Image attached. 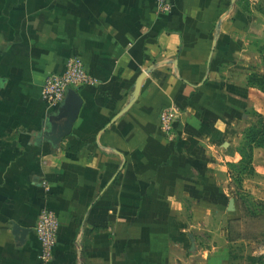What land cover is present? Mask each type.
<instances>
[{
	"label": "crops",
	"instance_id": "0c3cea01",
	"mask_svg": "<svg viewBox=\"0 0 264 264\" xmlns=\"http://www.w3.org/2000/svg\"><path fill=\"white\" fill-rule=\"evenodd\" d=\"M258 2L174 0L160 14L155 0H0V264L226 263L232 140L245 111H264L248 85ZM73 55L89 83L53 141L62 107L40 93ZM42 210L58 223L47 263Z\"/></svg>",
	"mask_w": 264,
	"mask_h": 264
},
{
	"label": "rangeland",
	"instance_id": "374dc122",
	"mask_svg": "<svg viewBox=\"0 0 264 264\" xmlns=\"http://www.w3.org/2000/svg\"><path fill=\"white\" fill-rule=\"evenodd\" d=\"M261 8L264 10V0H259L257 5H255V9L258 12ZM253 56L254 70L249 74L248 85L257 89L264 96V42L257 44ZM245 115L248 126L243 130L240 137L232 140V143L237 153L243 149L246 156L240 162L241 157L238 153L239 160L232 164L228 163V179L230 180L227 181V185L230 189L229 198L233 199L232 194L241 198L251 217L254 218L255 215L262 216L264 214V144L261 147H257V140L249 143L252 133H246L245 131L251 126L257 125L258 117L259 115L264 117V111L249 110L245 111ZM244 160L246 162L250 161L251 164H246ZM234 205L235 218H239L240 212L235 201ZM233 227L239 233L248 231V233L255 234L259 239L262 238L264 233V222L259 220H250L247 223L245 222V224ZM228 250L230 260L224 264H260L259 259L264 256V239L261 242L237 240L233 244H228Z\"/></svg>",
	"mask_w": 264,
	"mask_h": 264
},
{
	"label": "built area",
	"instance_id": "2783aa9c",
	"mask_svg": "<svg viewBox=\"0 0 264 264\" xmlns=\"http://www.w3.org/2000/svg\"><path fill=\"white\" fill-rule=\"evenodd\" d=\"M160 14H169L173 8L174 0H155ZM89 83V77L81 58L70 56L61 73L48 75L42 85L40 97L48 107H59L64 102L69 89H75ZM177 119L174 109H165L159 115V129L169 139L173 136V123ZM58 223L55 215L42 210L35 221L34 233L40 243V259L47 263L51 259V252L55 243Z\"/></svg>",
	"mask_w": 264,
	"mask_h": 264
},
{
	"label": "trees",
	"instance_id": "16d2710c",
	"mask_svg": "<svg viewBox=\"0 0 264 264\" xmlns=\"http://www.w3.org/2000/svg\"><path fill=\"white\" fill-rule=\"evenodd\" d=\"M259 12L262 15H264V10L262 8L259 10ZM253 129H255L254 132H253ZM245 132L246 133H248V132L252 133L249 143H251L254 140H257L256 141L258 143L257 147L263 146L262 144H264V117L259 115L257 125L251 126ZM249 149H251V147H249ZM238 153H239V155L241 157V160H240V162H241L243 157H245L246 155H245V152L243 151V149L239 150ZM244 162H246V161L244 160ZM246 164L249 165L251 163H250V161H248V162H246ZM232 197H233L234 201L238 204L240 217L228 220L227 223H226V229H227V233H228L227 234L228 243L229 244H233L237 240H250V241L261 242V240L264 239V233L262 234L263 235L262 238L259 239V237H257L255 234L248 233V231H245L243 233L242 232L239 233V231L234 229L233 226H236V225H239V224H245V222L247 223L250 220H256V221L259 220V221L264 222V214L262 216L255 215L254 218L251 217V214H250L249 210L247 209L245 203L242 201V199L239 198L236 195H233V194H232ZM263 213H264V211H263ZM255 217H257V218L255 219ZM229 260H230V254L228 252L227 253L226 262H228ZM259 261H260V264H264V256L261 257L259 259Z\"/></svg>",
	"mask_w": 264,
	"mask_h": 264
},
{
	"label": "water",
	"instance_id": "95a60500",
	"mask_svg": "<svg viewBox=\"0 0 264 264\" xmlns=\"http://www.w3.org/2000/svg\"><path fill=\"white\" fill-rule=\"evenodd\" d=\"M81 106V99L74 89H69L66 93L64 102L61 104V111L55 117L56 122L60 125L57 129V133L53 141H56L65 134H68L72 124L74 123ZM227 210L232 212L234 210V201L229 199L227 204ZM27 230L23 233L26 234Z\"/></svg>",
	"mask_w": 264,
	"mask_h": 264
}]
</instances>
